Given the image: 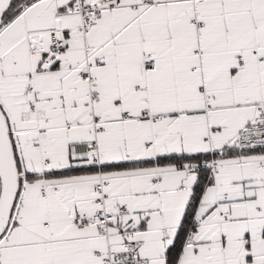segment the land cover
Wrapping results in <instances>:
<instances>
[{
    "label": "snow or ice",
    "instance_id": "obj_1",
    "mask_svg": "<svg viewBox=\"0 0 264 264\" xmlns=\"http://www.w3.org/2000/svg\"><path fill=\"white\" fill-rule=\"evenodd\" d=\"M0 264H264V0H0Z\"/></svg>",
    "mask_w": 264,
    "mask_h": 264
}]
</instances>
